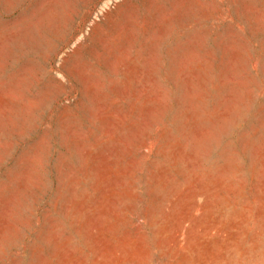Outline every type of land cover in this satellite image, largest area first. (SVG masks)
Instances as JSON below:
<instances>
[{
	"label": "rangeland",
	"instance_id": "obj_1",
	"mask_svg": "<svg viewBox=\"0 0 264 264\" xmlns=\"http://www.w3.org/2000/svg\"><path fill=\"white\" fill-rule=\"evenodd\" d=\"M0 264H264V0H0Z\"/></svg>",
	"mask_w": 264,
	"mask_h": 264
}]
</instances>
